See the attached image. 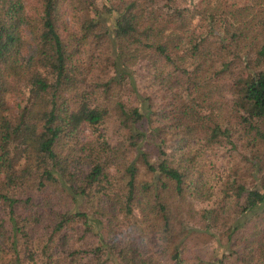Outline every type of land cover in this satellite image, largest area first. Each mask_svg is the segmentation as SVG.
I'll use <instances>...</instances> for the list:
<instances>
[{
    "label": "trees",
    "instance_id": "16d2710c",
    "mask_svg": "<svg viewBox=\"0 0 264 264\" xmlns=\"http://www.w3.org/2000/svg\"><path fill=\"white\" fill-rule=\"evenodd\" d=\"M231 135L261 171L264 0H0V264H264V176L186 149Z\"/></svg>",
    "mask_w": 264,
    "mask_h": 264
},
{
    "label": "rangeland",
    "instance_id": "374dc122",
    "mask_svg": "<svg viewBox=\"0 0 264 264\" xmlns=\"http://www.w3.org/2000/svg\"><path fill=\"white\" fill-rule=\"evenodd\" d=\"M204 0H179V2H186L187 4L199 5L200 2ZM205 2H215V0H205ZM222 7L230 8L234 6H242L252 3V0H220ZM244 13V12H242ZM143 73V72H142ZM145 79V76L139 77L140 82ZM240 131V129H238ZM242 140L236 138V136L231 135L227 140H225L220 145L215 146H199L193 142L186 149L190 151V154L195 157L196 162L201 164L204 169L208 168L211 164L215 167L216 173L220 176L235 175V178L238 179L240 174L246 176V186H251L255 184L261 177L264 176V164L262 162L256 161L258 166H262L261 171L257 169H249V161L254 154L262 152V148L257 152L250 151L247 147L242 145ZM261 160V158L259 159ZM264 162V161H263ZM211 171L210 175H212ZM209 203V202H205ZM201 204L195 203V206L199 207ZM220 247L216 244L210 245V248L207 249L204 247L202 250H199L197 254L204 261L216 260L220 257ZM205 264V263H204Z\"/></svg>",
    "mask_w": 264,
    "mask_h": 264
}]
</instances>
